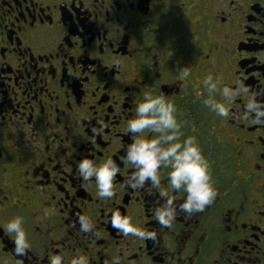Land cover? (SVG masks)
<instances>
[{
	"label": "flooded vegetation",
	"instance_id": "af4514ba",
	"mask_svg": "<svg viewBox=\"0 0 264 264\" xmlns=\"http://www.w3.org/2000/svg\"><path fill=\"white\" fill-rule=\"evenodd\" d=\"M209 74L249 90L228 117L202 103ZM144 91L174 102L216 190L200 212L177 208L171 227L149 211L157 189L125 183L124 121ZM251 93L264 102V0H0V225L21 216L31 245L15 255L0 227V264H48L57 252L64 264L79 254L89 264H264V120L239 118ZM84 155L116 162L111 200L79 176ZM114 209L156 238L112 228Z\"/></svg>",
	"mask_w": 264,
	"mask_h": 264
},
{
	"label": "clouds",
	"instance_id": "9594fccd",
	"mask_svg": "<svg viewBox=\"0 0 264 264\" xmlns=\"http://www.w3.org/2000/svg\"><path fill=\"white\" fill-rule=\"evenodd\" d=\"M178 70L181 77L188 75L187 67H180ZM203 85L207 92L202 100L203 105L220 117L230 115V104L236 96L249 92L242 80L236 82V87H218L210 74L204 77ZM239 118L264 120V102L256 99L255 93L249 94ZM181 129L182 123L178 120L176 105L163 92L153 94L144 91L135 104L133 114L124 121L123 130L131 135L124 158L133 169L125 183L133 189H143L147 185L148 188L159 191L163 199L149 211L156 222L164 227H171L177 216V208L191 215L202 211L216 196L209 163L202 154L196 137L185 136ZM162 169H168L166 188L161 187ZM76 170L85 182H91L94 178L96 195L102 201L114 197L113 180L119 169L111 155L99 160L87 155L81 156L76 162ZM174 193L184 194L178 205L174 203ZM77 219L80 231H93L94 225L90 218L80 215ZM110 224L124 236L130 235L141 240L156 238L154 232L146 230L127 214L121 215L118 209L111 212ZM22 225L21 216H13L0 225L12 238V251L17 256H24L31 247ZM48 264H64L63 254H51ZM68 264L89 262L85 255L79 254L73 255ZM105 264L108 262L105 261ZM113 264H119V261L113 260Z\"/></svg>",
	"mask_w": 264,
	"mask_h": 264
}]
</instances>
